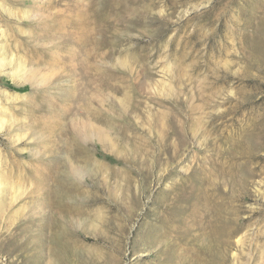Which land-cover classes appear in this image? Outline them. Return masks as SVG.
I'll use <instances>...</instances> for the list:
<instances>
[{
	"label": "rangeland",
	"instance_id": "374dc122",
	"mask_svg": "<svg viewBox=\"0 0 264 264\" xmlns=\"http://www.w3.org/2000/svg\"><path fill=\"white\" fill-rule=\"evenodd\" d=\"M0 264H264V0H0Z\"/></svg>",
	"mask_w": 264,
	"mask_h": 264
},
{
	"label": "bare ground",
	"instance_id": "6f19581e",
	"mask_svg": "<svg viewBox=\"0 0 264 264\" xmlns=\"http://www.w3.org/2000/svg\"><path fill=\"white\" fill-rule=\"evenodd\" d=\"M60 192H61V191H60ZM61 194H62V193H61ZM61 196H62V195H61ZM63 200H64V199H63ZM58 202H59V201H58ZM56 203H57V202H56ZM55 250H56V251H58V249H57V248H56Z\"/></svg>",
	"mask_w": 264,
	"mask_h": 264
}]
</instances>
